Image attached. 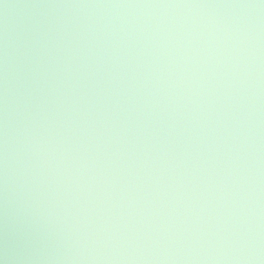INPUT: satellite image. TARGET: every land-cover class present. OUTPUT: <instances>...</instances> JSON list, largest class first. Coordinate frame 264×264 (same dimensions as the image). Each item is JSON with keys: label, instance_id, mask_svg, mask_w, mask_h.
Masks as SVG:
<instances>
[{"label": "water", "instance_id": "1", "mask_svg": "<svg viewBox=\"0 0 264 264\" xmlns=\"http://www.w3.org/2000/svg\"><path fill=\"white\" fill-rule=\"evenodd\" d=\"M0 264H264V0H0Z\"/></svg>", "mask_w": 264, "mask_h": 264}]
</instances>
